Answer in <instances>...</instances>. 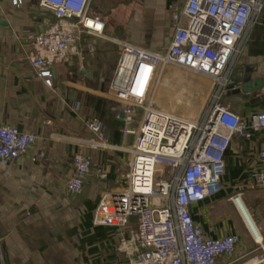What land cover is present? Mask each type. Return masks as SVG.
<instances>
[{"label":"crops","instance_id":"crops-1","mask_svg":"<svg viewBox=\"0 0 264 264\" xmlns=\"http://www.w3.org/2000/svg\"><path fill=\"white\" fill-rule=\"evenodd\" d=\"M38 2L22 0L15 5L13 0H0V21L4 22L0 24V124L36 135L27 154L0 163V264H122L132 252L126 239L137 230L136 218L126 228L94 220L101 196L121 190L126 183L129 154L123 149L133 141L132 136H123V123L116 118L121 105L110 97L109 84L119 58L114 40L124 38L163 52L174 32L171 13L185 0H92L90 13L104 21V36L82 32L66 58L52 63V86L29 65L24 43L27 34L42 30L52 18ZM228 69L225 102L231 110L245 120L264 111V87L256 95L235 93L240 85L232 81L245 70L253 78L264 77V14L248 29L247 42ZM181 74L188 80L172 79L165 101L170 90L182 95L185 90H198L189 81L194 76ZM90 118L102 121L106 137L118 149L83 145L89 137L85 121ZM262 145L264 131L253 132L250 139L234 137L225 156L221 190L189 208L206 236L240 235L231 264H264V248L254 241L229 199L258 169L257 151ZM77 152L91 160L78 193L67 187ZM243 200L264 243V190L246 189ZM217 264L226 261L219 258Z\"/></svg>","mask_w":264,"mask_h":264},{"label":"built area","instance_id":"built-area-1","mask_svg":"<svg viewBox=\"0 0 264 264\" xmlns=\"http://www.w3.org/2000/svg\"><path fill=\"white\" fill-rule=\"evenodd\" d=\"M91 1L39 0V7L50 11L52 18L42 30L27 34L24 43L29 65L46 85L53 84L52 63L66 58L82 32L104 36V21L90 13ZM21 3L13 0L15 5ZM262 8L264 0H185L171 13L174 32L163 52L124 38L114 40L119 58L109 84L110 97L121 105L116 118L123 123V136H132L133 141L123 149L129 154L126 183L121 190L101 196L94 220L126 228L136 218L137 230L126 239L132 252L122 264H217L219 258L231 264L236 257L240 235L206 236L189 208L221 190L225 156L233 138L250 139L253 132L264 131V111L245 120L222 102L229 64L244 48L248 29ZM169 71L174 72L168 80ZM181 72L205 78L211 85L208 100L195 106L192 116L177 112L165 101L168 85ZM85 127L89 137L83 145L119 148L109 142L100 119L86 120ZM35 142L34 133L0 124V163L20 159ZM73 160L67 187L78 193L91 160L83 152H77ZM257 160L258 169L229 199L254 241L264 248L243 200L246 189L264 190V145L257 151ZM31 189L36 191L34 186Z\"/></svg>","mask_w":264,"mask_h":264},{"label":"rangeland","instance_id":"rangeland-1","mask_svg":"<svg viewBox=\"0 0 264 264\" xmlns=\"http://www.w3.org/2000/svg\"><path fill=\"white\" fill-rule=\"evenodd\" d=\"M170 72H174V71H169V73L166 72L167 73L166 74V78L168 80L170 79V76H171ZM193 76L196 78L193 82L198 87V90H195V91H187V90H185L183 95L182 94H177V92H175L174 90H170L167 93V97H168L167 101L168 102H171V101L177 102L178 101V103L180 104V105H174L173 108L180 109L182 112H179V113L186 114L187 116H192L193 108L195 106H198L199 104L204 105L206 103V101L208 100V97H209V94H210L211 85L208 84L210 82H208L207 79L205 80V78L203 79L202 77H201V79H199L200 77L196 76L195 74L191 75L192 78H193ZM181 78H185V76L181 75ZM186 79L188 80L187 77H186ZM226 96H227V90H225V92L223 94L222 102H223L224 105H227L230 109H232L231 106L229 105V103L225 102ZM176 97H179V98H182V99L176 100ZM183 100L185 102H187V103L182 104ZM164 106H166V105H164ZM195 118H200V116L195 115Z\"/></svg>","mask_w":264,"mask_h":264},{"label":"water","instance_id":"water-1","mask_svg":"<svg viewBox=\"0 0 264 264\" xmlns=\"http://www.w3.org/2000/svg\"><path fill=\"white\" fill-rule=\"evenodd\" d=\"M2 23L4 24V22L0 21V24ZM52 73L54 76L53 69H52ZM243 73L244 74L239 77L238 76L236 78L233 77L232 81L235 82L237 85H240L239 87L235 88L233 92L253 93L254 95H256V93L260 91L262 87H264V77L253 78L252 73L247 70H245Z\"/></svg>","mask_w":264,"mask_h":264},{"label":"trees","instance_id":"trees-1","mask_svg":"<svg viewBox=\"0 0 264 264\" xmlns=\"http://www.w3.org/2000/svg\"><path fill=\"white\" fill-rule=\"evenodd\" d=\"M262 14H264V9H262L261 13L259 14V16L257 17V20L255 21V23H257L258 21H260V18L262 16Z\"/></svg>","mask_w":264,"mask_h":264},{"label":"bare ground","instance_id":"bare-ground-1","mask_svg":"<svg viewBox=\"0 0 264 264\" xmlns=\"http://www.w3.org/2000/svg\"><path fill=\"white\" fill-rule=\"evenodd\" d=\"M258 239L260 240V237H258Z\"/></svg>","mask_w":264,"mask_h":264}]
</instances>
